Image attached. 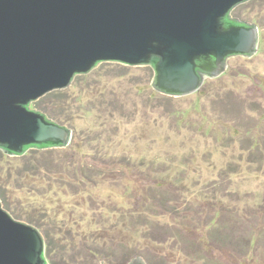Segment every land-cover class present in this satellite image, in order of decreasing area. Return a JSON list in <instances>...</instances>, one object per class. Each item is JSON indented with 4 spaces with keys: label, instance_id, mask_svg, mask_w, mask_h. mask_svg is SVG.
<instances>
[{
    "label": "rangeland",
    "instance_id": "obj_1",
    "mask_svg": "<svg viewBox=\"0 0 264 264\" xmlns=\"http://www.w3.org/2000/svg\"><path fill=\"white\" fill-rule=\"evenodd\" d=\"M232 16L258 26L259 50L193 95L102 63L31 104L72 139L0 150V197L41 231L49 264H264V0Z\"/></svg>",
    "mask_w": 264,
    "mask_h": 264
},
{
    "label": "water",
    "instance_id": "obj_2",
    "mask_svg": "<svg viewBox=\"0 0 264 264\" xmlns=\"http://www.w3.org/2000/svg\"><path fill=\"white\" fill-rule=\"evenodd\" d=\"M250 1L0 0V150L68 147L72 130L31 104L102 63L151 67L166 96L197 93L230 58L257 54L258 26L232 16ZM0 264H49L41 231L13 219L1 197Z\"/></svg>",
    "mask_w": 264,
    "mask_h": 264
},
{
    "label": "trees",
    "instance_id": "obj_3",
    "mask_svg": "<svg viewBox=\"0 0 264 264\" xmlns=\"http://www.w3.org/2000/svg\"><path fill=\"white\" fill-rule=\"evenodd\" d=\"M55 93H61V92H57V91H55ZM53 121H55V122H57V123H68L69 122V120H67V119H63L62 117H60L59 115H57L55 112L53 113ZM51 116V117H52ZM158 182H160V181H158ZM158 182H156V184L158 183ZM160 183H162V182H160ZM159 184V183H158ZM163 184V183H162ZM48 253H49V245L46 247V255H48Z\"/></svg>",
    "mask_w": 264,
    "mask_h": 264
}]
</instances>
